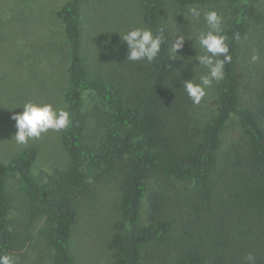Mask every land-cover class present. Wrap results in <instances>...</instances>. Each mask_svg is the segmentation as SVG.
Wrapping results in <instances>:
<instances>
[{
    "label": "trees",
    "instance_id": "obj_1",
    "mask_svg": "<svg viewBox=\"0 0 264 264\" xmlns=\"http://www.w3.org/2000/svg\"><path fill=\"white\" fill-rule=\"evenodd\" d=\"M168 1L184 7L211 0ZM225 1L234 13L223 23L230 59L218 84L213 115L199 129V137L187 141H180L170 127L187 76L169 54L170 39L161 19L163 0L139 2L146 28L154 34L164 31L161 53L151 63L132 62L126 59L127 46L118 47L113 53L119 76L108 79L90 76L82 56L81 0H66L55 11L68 47L63 101L71 123L61 130L60 143L70 163L35 177L33 146L0 161V254L14 249L16 235L29 238L40 217L41 231L52 249L51 264H76L70 250L71 230L78 218L76 198L90 181L117 169L118 218L106 241L112 264H142V251L149 259L154 247L165 245L173 251L172 264H247L245 257L230 252L227 224L234 215L254 224L264 221V84L242 102L235 58L247 21L264 20V9L255 0ZM86 92L100 104L95 109L94 138L86 134ZM231 118L244 143L219 154L220 134ZM11 174L18 176L23 196L12 219L7 217L10 201L5 188ZM152 177L154 186L149 187ZM179 181L191 183V192L183 197L169 191ZM142 199L147 203L145 222L140 220ZM262 252L264 256V247Z\"/></svg>",
    "mask_w": 264,
    "mask_h": 264
},
{
    "label": "rangeland",
    "instance_id": "obj_2",
    "mask_svg": "<svg viewBox=\"0 0 264 264\" xmlns=\"http://www.w3.org/2000/svg\"><path fill=\"white\" fill-rule=\"evenodd\" d=\"M66 0H0V161L28 146L37 150L31 173L38 177L41 172L61 170L70 159L60 143L61 131L49 129L39 139L29 140L27 145L15 142V121L13 113L22 111L28 101L51 103L54 107H65L63 93L67 85L68 47L64 39L62 23L55 11ZM256 6L264 9V0H255ZM140 0H81L78 23L81 32V53L90 76L108 79L117 78L120 70L114 59V51L125 47L122 36L133 27H146L139 15ZM201 10L199 19L188 13V7H178L163 0L162 22L169 39L176 34L186 38L183 47L177 51L176 60L184 69L187 80H198L206 69L198 65L196 55L200 54L195 33L206 28L203 14L216 10L225 22L234 13L225 0H211L195 5ZM171 41V40H170ZM257 59L253 60L252 57ZM236 69L239 75V94L242 102L247 101L254 89L264 84V20L256 23L249 19L247 28L236 48ZM218 82L207 90L199 105H194L185 89L177 106L173 109L170 127L180 141L196 140L199 129L215 111V97ZM100 104L91 93L83 96V110L86 116V134L95 137L96 107ZM244 143L242 132L231 118L220 134L219 154L230 145ZM119 171L110 170L98 180L90 181L87 189L77 196L78 218L70 236V250L76 264H112V256L106 249V241L113 232L118 218ZM154 186V178L148 181ZM9 196L7 217L17 216L22 201L19 178L9 175L5 180ZM176 197L191 192L189 181L174 182L170 192ZM147 203L142 199L140 220L146 221ZM42 218H37L30 229L29 238L16 235L15 247L9 253L16 264H51L52 249L46 243ZM227 234L231 242L230 252L241 257L252 253L255 264H264V221L261 224L248 222L245 217L230 216ZM142 264H172L173 251L169 245L161 249L154 247L152 257L142 251Z\"/></svg>",
    "mask_w": 264,
    "mask_h": 264
},
{
    "label": "clouds",
    "instance_id": "obj_3",
    "mask_svg": "<svg viewBox=\"0 0 264 264\" xmlns=\"http://www.w3.org/2000/svg\"><path fill=\"white\" fill-rule=\"evenodd\" d=\"M188 13L199 19L201 10L195 6L188 7ZM206 28L195 33V42L199 44L200 54L196 55L198 65L206 69L198 80H185L183 87L194 105H199L207 95V90L214 82L221 81L225 75V61L230 59L228 55V37L224 34L223 17L216 10H209L203 14ZM185 36L176 34L169 40V54L171 59H176L177 51L183 47ZM122 42L126 43V59L132 62H153L161 53V46L166 37L161 29L157 34L146 27H133L122 36ZM224 57V59H220ZM253 60L257 59L254 55ZM11 119L15 121V142L27 145L31 139H39L49 129L61 131L70 126V112L65 107H54L51 103H36L28 101L22 106V111L13 113ZM247 264H255V256L248 253ZM0 264H16V260L8 253L0 254Z\"/></svg>",
    "mask_w": 264,
    "mask_h": 264
}]
</instances>
